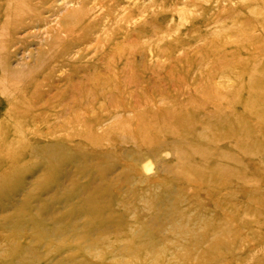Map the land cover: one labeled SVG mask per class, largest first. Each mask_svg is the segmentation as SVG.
Instances as JSON below:
<instances>
[{"label": "rangeland", "instance_id": "rangeland-1", "mask_svg": "<svg viewBox=\"0 0 264 264\" xmlns=\"http://www.w3.org/2000/svg\"><path fill=\"white\" fill-rule=\"evenodd\" d=\"M0 264H264V0H0Z\"/></svg>", "mask_w": 264, "mask_h": 264}, {"label": "bare ground", "instance_id": "bare-ground-1", "mask_svg": "<svg viewBox=\"0 0 264 264\" xmlns=\"http://www.w3.org/2000/svg\"><path fill=\"white\" fill-rule=\"evenodd\" d=\"M25 1H28V0H25Z\"/></svg>", "mask_w": 264, "mask_h": 264}]
</instances>
